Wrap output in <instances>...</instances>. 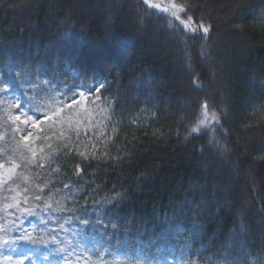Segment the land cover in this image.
<instances>
[{"label":"snow or ice","instance_id":"6c2138e0","mask_svg":"<svg viewBox=\"0 0 264 264\" xmlns=\"http://www.w3.org/2000/svg\"><path fill=\"white\" fill-rule=\"evenodd\" d=\"M126 5L127 0H107L102 25L104 35H114L116 22H123L124 15L129 17V23L138 33L145 32L153 20L163 21L158 25L159 30L183 45L181 66L189 86L198 94H203L195 104L194 119L184 128L183 139L189 141L206 136V143L197 149L201 159L205 153L210 161L230 156L232 148L226 143L230 130L224 127L228 118V108L223 100L225 94L213 87L222 70L216 63L211 44L213 34L220 26V17H214L211 10L206 11L207 6L201 0H135L134 6L128 7L125 12ZM32 6L33 0H21L14 7L27 10ZM85 6V0L70 8L60 3V0H55L53 7L57 11L50 18L55 19L63 11V18L57 25V29L63 31L73 13ZM223 7L226 5L220 6ZM242 8H247L244 0H235L234 5L229 7V15ZM250 15L249 26L264 34V9ZM236 18L247 17L241 15ZM229 23L237 32L243 31L241 24ZM31 27L35 31L38 25L33 24ZM90 27L91 22L83 23L80 35ZM25 31V27H19L21 38ZM197 42L199 48L194 55L193 49ZM126 53L127 46L121 53L123 63L108 69L110 75L115 72L111 80H97L93 76L86 83L82 79L85 74L79 72L74 65L53 67L42 63H37L34 67L29 65L27 69L15 72L13 79L0 77V129H3L0 131V142L14 145L0 148V249L14 253L3 255L0 264H36L33 260L36 250L28 245L37 244L46 246L38 258L48 260L49 256H59L60 259L55 264H110L105 260V256L110 253L107 249L96 246L99 241H96L95 236L90 238L91 247L87 236H83L74 246L70 242L58 241L53 234L55 230H51L49 238L45 239L33 234L35 225L32 232L24 230L21 217L38 215L31 204L35 201V207L49 218L65 212L79 214L64 217L63 223L57 219L55 223L61 230L68 231L65 225L78 221V236L89 226L93 232L99 229L104 235L108 233L109 224L113 233L119 231L110 219L105 220V216L111 208L123 201L126 192H114L102 199L92 198L90 203L89 196H84L83 204L79 202V196L85 186L90 187L96 183V171L88 172L93 164L115 166L129 155L115 143L123 121L114 119L121 99L119 86L123 84L130 66ZM150 54L158 58L157 53ZM154 63L155 61L150 62L148 67L143 68L129 82L134 86L137 99L145 95L151 98L159 91V87H153ZM112 83L117 85L115 94L105 96L104 92L111 89ZM163 86L174 87L171 84ZM144 112H147L145 125L158 118V110L145 107L141 109V113ZM130 123L141 126L139 118ZM172 134L179 137L180 129L177 128L173 133L171 129L165 132L157 128L152 132L157 139H166ZM113 148L117 150L115 155L112 154ZM255 159L264 162V155ZM64 161L69 162L67 166H63ZM233 163L235 172L239 163ZM64 174L70 176L69 183L59 180V176ZM140 182L138 178V183ZM248 184L251 187L247 194L236 196L233 186L228 181L218 179L211 163H206L198 180L187 190L191 199L185 197L179 205L173 207L174 217L183 214V222L165 219L155 241L144 242L140 239L133 242L116 237V244L123 249L126 257L122 264H198L197 260L187 259L184 254L191 256L190 241L202 240L213 225H216V231L209 240L218 244L213 253L216 264H264V256L259 253L253 255L250 238L254 229L249 222L258 220L256 231L264 237V200L258 199L259 191L251 177ZM102 190L101 185L97 184L91 189L90 195L95 197ZM225 209L226 214L234 219L228 235L221 238L224 222L218 217L225 214ZM93 215L95 220L92 219ZM188 220L192 222L191 228L185 227ZM41 223L44 221L41 220ZM179 229L187 231L189 238L185 239ZM13 232H18L19 235L11 236L10 233ZM58 243H68L72 250L69 251V247H47ZM177 247L181 249L179 259L173 255ZM77 248L80 249L79 252L76 251ZM153 248L157 249L156 254L152 253ZM111 264H115V261ZM207 264L213 262L209 260Z\"/></svg>","mask_w":264,"mask_h":264},{"label":"trees","instance_id":"16d2710c","mask_svg":"<svg viewBox=\"0 0 264 264\" xmlns=\"http://www.w3.org/2000/svg\"><path fill=\"white\" fill-rule=\"evenodd\" d=\"M80 2L81 0H60V3L69 8ZM234 2L235 0H201V3L207 6L206 11L211 10L214 17H220V26L214 32L211 44L216 63L222 70L213 87L225 94L223 100L228 108V118L224 127L230 130V137L226 143L232 148L230 156L210 161L207 153L201 159L197 151L206 143V136L189 141L183 139L184 128L194 119L195 104L203 94H198L189 86L188 78L181 66L183 45L159 30L158 25L163 21L153 20L145 32L138 33L129 23V17L124 15L123 22H116L115 34L105 37L102 25L107 0H85L86 6L73 13L63 31L57 29L60 19L63 18V11L55 19L50 18L55 16L57 11L53 7L55 0H33V6L27 10L14 7L20 4L21 0H0V77L2 78L13 79L15 72L27 69L29 65L34 67L37 63H42L53 67L74 65L79 72L85 74L82 79L86 83L93 76L97 80L104 78L111 80L115 72L110 75L108 69L123 63L121 53L125 46L130 62L123 84L119 86L121 99L114 117L115 120L123 121L115 137V143L125 149L129 154L128 158L115 166L93 164L88 172L96 171V183L90 187L85 186V190L79 196V202L83 204L84 196H89L90 203L92 198L102 199L105 195H113L114 192H126L123 201L111 208L105 216V220L110 219L117 225L119 231L113 233L109 224L108 233L104 235L99 229L93 232L89 226L78 236L76 235L80 229L78 221L65 225L68 231L61 230L55 223L57 219L63 223L64 217L77 216L78 213H59L49 218L45 213L40 212V209L35 207L36 202L32 201V206L42 215L33 232L34 235L47 239L49 232L55 230L53 234L58 241L70 242L73 246L83 236H87L89 247L92 246L90 238L95 236L96 241H99L96 246L107 249L110 253L105 256V260L110 264L113 261L115 264H122L126 257L123 249L116 244V237L130 239L133 242H138L140 239L144 242L155 241L160 235V226L165 219L183 222V214L174 217L173 207L179 205L185 197L191 199L187 190L198 180L208 162L211 163L218 179L228 181L233 186L236 196L247 194L248 188L251 187L248 184L251 177L259 191L258 199L264 200V162L255 159L259 155H264V34L249 26L250 14L264 9V0H244L247 8L229 15V7L234 5ZM134 4L135 0H127L125 12ZM221 5L226 7L220 8ZM241 15L247 18H236ZM86 21L91 22V27L80 35L81 26ZM229 21L241 24L243 31L237 32ZM33 24L38 25L35 31H32ZM19 27L27 29L23 38L20 37ZM152 32L163 37L165 43L162 46L166 48L164 52L161 46V50L153 49V43L158 44L159 40L151 41L147 38ZM102 37L108 42H98ZM70 44H74L75 47L71 48ZM198 48L197 42L193 49L194 55ZM102 52L105 56L96 58ZM150 52L157 53L158 58ZM152 61H155L153 87H159V91L151 98L145 95L137 99L134 86L129 82ZM76 82L80 83L79 80ZM166 84L174 87L163 86ZM116 90L117 85L112 83L111 89L104 92V95H113ZM145 107L158 110V118L148 121L147 125H145L147 112L141 113V109ZM137 118L140 119L141 126L130 123ZM249 124L252 126L246 127ZM157 128L165 132L171 129L173 133L179 128L180 136L172 134L166 139H157L152 135ZM11 146L14 145L0 142V148ZM116 151V148H113L112 154L115 155ZM233 162L239 163V168L235 172ZM68 163L64 161L63 166H67ZM138 178L141 180L140 183ZM59 180L69 183L70 176L64 174L59 176ZM80 183L83 184V181ZM97 184L101 185L103 190L92 197L91 189ZM226 213L227 209L224 215L218 217L224 222L220 232L221 238L226 237L233 226L234 217ZM92 219L95 220V215ZM41 220L44 223H41ZM249 222L254 229V234L250 238L253 255L259 253L264 256V237L256 231L258 220ZM191 224V220H188L185 227L191 228ZM179 231L185 239L189 238L187 231L182 229ZM214 231L216 225L208 230L202 240L190 241L192 255L188 256L185 253V258L197 260L198 264H207L209 260L216 264L213 253L217 250L218 244L209 240ZM28 247L36 250L34 256L37 258L45 251L46 246L37 244ZM47 247H69V244H50ZM71 250L72 248L69 247V251ZM76 251L79 252L80 249L77 248ZM151 251L157 253L156 248ZM173 255L179 259L181 249L177 247ZM59 259V256H49L48 260H41L43 264H55ZM168 259L171 260V257Z\"/></svg>","mask_w":264,"mask_h":264},{"label":"rangeland","instance_id":"374dc122","mask_svg":"<svg viewBox=\"0 0 264 264\" xmlns=\"http://www.w3.org/2000/svg\"><path fill=\"white\" fill-rule=\"evenodd\" d=\"M154 31V30H153ZM155 32V31H154ZM154 32H152V33H149L148 35H147V38L149 39V40H159L158 41V44H156V43H153V49H155L156 51L157 50H159L161 47V49H162V52H164L165 50H166V48H164L163 46H164V40L162 39L163 37H160L159 35H156ZM104 33V32H103ZM103 36H105V35H103ZM106 37V36H105ZM101 39V40H100ZM99 41H102V42H108V40L107 39H104L103 37L102 38H99L98 39V42ZM163 45V46H162ZM161 46V47H160ZM70 47L71 48H73V47H75V45L74 44H70ZM160 49V50H161ZM102 56H105V53L104 52H102V53H100V55H98V56H96V58H98V57H102ZM99 59V58H98ZM237 186H239L238 184H237ZM37 212V211H36ZM38 213V212H37ZM16 215H19V213H17ZM40 219H42V215H40V213H38V215H34V216H25V217H21V220L23 221V223H22V228L24 229V230H27V231H29V232H31L32 230H33V226L35 225H37V223L40 221ZM17 223H20V221H17ZM10 235L11 236H16V235H19V233L18 232H13V233H10ZM3 255H14V253H10V252H8L6 249H0V259H2V256ZM31 255V254H30ZM33 260H35V262H36V264H41V260L40 259H37V258H33ZM26 264H29V262H26Z\"/></svg>","mask_w":264,"mask_h":264}]
</instances>
